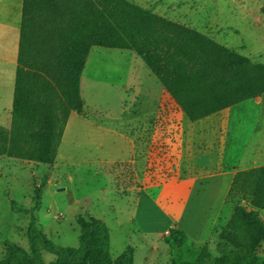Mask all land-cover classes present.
Instances as JSON below:
<instances>
[{
  "label": "rangeland",
  "instance_id": "obj_1",
  "mask_svg": "<svg viewBox=\"0 0 264 264\" xmlns=\"http://www.w3.org/2000/svg\"><path fill=\"white\" fill-rule=\"evenodd\" d=\"M127 1L264 64V0ZM135 55L91 49L80 83L85 110L69 120L53 164L0 157V260L10 246L31 253L32 220L55 244L78 248L77 219L93 217L109 229L113 259L131 250L133 264H194L208 253L202 264H231L241 249L221 233L236 208L264 222V209L232 189L236 173L264 167V94L193 122L165 94L154 104L157 88L145 95L141 85L159 80ZM11 120L0 108L7 131ZM126 143L135 150L128 158ZM178 191L181 230L172 213ZM167 219L186 235L182 245ZM256 254L264 264V241ZM42 255L44 264L57 260Z\"/></svg>",
  "mask_w": 264,
  "mask_h": 264
},
{
  "label": "trees",
  "instance_id": "obj_2",
  "mask_svg": "<svg viewBox=\"0 0 264 264\" xmlns=\"http://www.w3.org/2000/svg\"><path fill=\"white\" fill-rule=\"evenodd\" d=\"M96 46L134 51L194 122L264 94V64L127 0H24L11 129L0 126V157L55 162L71 114L84 113L81 76ZM232 189L264 209V167L236 173ZM77 223L74 248L55 244L32 220L31 253L10 246L0 264H44L42 248L57 256L54 264H133L131 250L112 258L102 220ZM170 237L182 245L186 235L174 229ZM221 239L241 249L231 264H261L256 249L264 222L244 207L236 208ZM206 257L212 259L202 254L194 264Z\"/></svg>",
  "mask_w": 264,
  "mask_h": 264
},
{
  "label": "crops",
  "instance_id": "obj_3",
  "mask_svg": "<svg viewBox=\"0 0 264 264\" xmlns=\"http://www.w3.org/2000/svg\"><path fill=\"white\" fill-rule=\"evenodd\" d=\"M23 7H24V0H0V108L7 110L8 112L13 110L19 47H20V39L22 33ZM138 57L141 58L140 56ZM159 82L153 81L152 84L148 86L146 85V83L144 85H141V87H145L147 89L146 91L147 94L145 95L147 96L152 95L153 89L157 88L156 89V91L158 92V95L156 97L157 99H153L154 101L150 99L151 101L154 102V104H156V102H159L161 96L165 94L166 97L171 99V101L178 106V104L172 98V96L165 90L161 82L160 83ZM127 90L134 91L136 90V87L134 88V90H131L129 88H127ZM135 102L137 103V100ZM76 114H77L76 112H73L69 120H71V117L76 116ZM0 126L3 127L5 125L3 123L0 124ZM67 128H68V124L66 126L63 139L66 135ZM130 141L133 142V147L135 148L134 140L130 139ZM126 144L128 149V156H127L128 158L132 156L133 152L135 153V150L130 144L128 143ZM173 196L175 199H178L179 203L172 207V213L174 215V218L176 219V222L179 225L177 229L181 230L180 223L182 222L184 207L186 206L185 203L186 201L182 202V198L185 196V193L182 191L181 192L178 191L174 193ZM180 202H181V206H180ZM189 227L192 231H195L197 229V225L194 224L189 225Z\"/></svg>",
  "mask_w": 264,
  "mask_h": 264
},
{
  "label": "built area",
  "instance_id": "obj_4",
  "mask_svg": "<svg viewBox=\"0 0 264 264\" xmlns=\"http://www.w3.org/2000/svg\"><path fill=\"white\" fill-rule=\"evenodd\" d=\"M166 224L168 225V228H169L168 231L174 230V228H175L174 223L171 221V219H167Z\"/></svg>",
  "mask_w": 264,
  "mask_h": 264
}]
</instances>
